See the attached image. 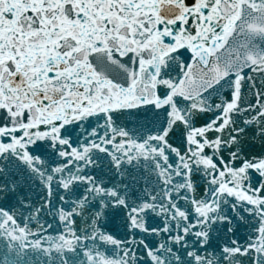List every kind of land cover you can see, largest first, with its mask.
<instances>
[{
    "label": "snow or ice",
    "instance_id": "6c2138e0",
    "mask_svg": "<svg viewBox=\"0 0 264 264\" xmlns=\"http://www.w3.org/2000/svg\"><path fill=\"white\" fill-rule=\"evenodd\" d=\"M0 264H264V0H0Z\"/></svg>",
    "mask_w": 264,
    "mask_h": 264
}]
</instances>
